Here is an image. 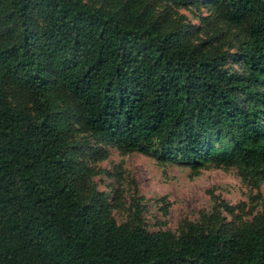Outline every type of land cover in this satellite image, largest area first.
<instances>
[{
  "label": "trees",
  "instance_id": "16d2710c",
  "mask_svg": "<svg viewBox=\"0 0 264 264\" xmlns=\"http://www.w3.org/2000/svg\"><path fill=\"white\" fill-rule=\"evenodd\" d=\"M0 0V264H264V222L228 234L125 227L76 189L56 89L101 140L161 163L264 176V0H209L244 32L229 52L169 30L151 5ZM186 1V0H179ZM11 88L31 106L18 107ZM70 114V111H68Z\"/></svg>",
  "mask_w": 264,
  "mask_h": 264
},
{
  "label": "rangeland",
  "instance_id": "374dc122",
  "mask_svg": "<svg viewBox=\"0 0 264 264\" xmlns=\"http://www.w3.org/2000/svg\"><path fill=\"white\" fill-rule=\"evenodd\" d=\"M117 10L133 0H87ZM209 0H143L169 30L184 27L191 39L229 52L228 68L242 71L238 57L243 30L217 18ZM56 100L68 116V149L80 164L76 189L86 202L98 198L125 227L141 225L150 232L169 230L176 236L193 225L207 231L235 233L264 222V176L239 165H213L194 171L190 164L161 163L138 151H123L98 138L77 118L73 96L56 89ZM18 107H30L25 90L11 88ZM70 111V114L68 113Z\"/></svg>",
  "mask_w": 264,
  "mask_h": 264
}]
</instances>
